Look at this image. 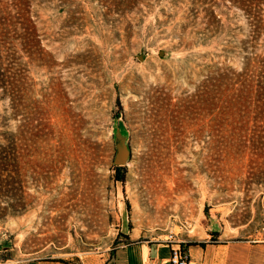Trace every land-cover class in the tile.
<instances>
[{"label": "rangeland", "instance_id": "obj_1", "mask_svg": "<svg viewBox=\"0 0 264 264\" xmlns=\"http://www.w3.org/2000/svg\"><path fill=\"white\" fill-rule=\"evenodd\" d=\"M209 216L264 232V0H0V262L81 264Z\"/></svg>", "mask_w": 264, "mask_h": 264}, {"label": "crops", "instance_id": "obj_2", "mask_svg": "<svg viewBox=\"0 0 264 264\" xmlns=\"http://www.w3.org/2000/svg\"><path fill=\"white\" fill-rule=\"evenodd\" d=\"M192 238L183 239L182 249L187 264H264V232L246 237H230L220 230L215 234L206 232L198 225ZM129 239L101 258H89L81 264H169L170 246L154 238ZM157 240V241H156ZM62 259V260H58ZM67 260L52 256L27 258L20 262L6 259L0 264H66Z\"/></svg>", "mask_w": 264, "mask_h": 264}, {"label": "water", "instance_id": "obj_3", "mask_svg": "<svg viewBox=\"0 0 264 264\" xmlns=\"http://www.w3.org/2000/svg\"><path fill=\"white\" fill-rule=\"evenodd\" d=\"M110 131L114 148L111 164L112 166H123L130 158V147L128 144V131L119 116L114 115L112 117ZM205 230L209 233H216L221 230V225L215 216L208 217Z\"/></svg>", "mask_w": 264, "mask_h": 264}, {"label": "built area", "instance_id": "obj_4", "mask_svg": "<svg viewBox=\"0 0 264 264\" xmlns=\"http://www.w3.org/2000/svg\"><path fill=\"white\" fill-rule=\"evenodd\" d=\"M161 241L170 246L167 259L169 264H187V255L181 245L183 243L182 238L178 237L175 233L168 232Z\"/></svg>", "mask_w": 264, "mask_h": 264}, {"label": "trees", "instance_id": "obj_5", "mask_svg": "<svg viewBox=\"0 0 264 264\" xmlns=\"http://www.w3.org/2000/svg\"><path fill=\"white\" fill-rule=\"evenodd\" d=\"M112 170H113V178L115 181H121L122 180V173L121 171L123 170V166H112ZM212 235L215 233H211ZM58 260H62V259H58ZM66 264H73L70 262H65Z\"/></svg>", "mask_w": 264, "mask_h": 264}]
</instances>
